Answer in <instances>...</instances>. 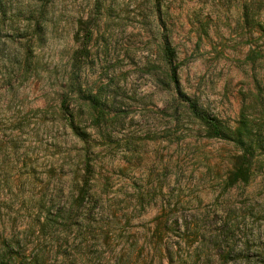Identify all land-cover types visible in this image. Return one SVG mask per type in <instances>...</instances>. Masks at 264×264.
I'll return each mask as SVG.
<instances>
[{
  "label": "rangeland",
  "instance_id": "rangeland-1",
  "mask_svg": "<svg viewBox=\"0 0 264 264\" xmlns=\"http://www.w3.org/2000/svg\"><path fill=\"white\" fill-rule=\"evenodd\" d=\"M167 43L185 94L253 120L249 184L223 189L240 149L191 114ZM87 162L100 215L58 229L60 259L264 264V0H0V238L39 199L69 201Z\"/></svg>",
  "mask_w": 264,
  "mask_h": 264
},
{
  "label": "trees",
  "instance_id": "trees-1",
  "mask_svg": "<svg viewBox=\"0 0 264 264\" xmlns=\"http://www.w3.org/2000/svg\"><path fill=\"white\" fill-rule=\"evenodd\" d=\"M91 38V29H87L81 39V45L74 53L72 68L76 75L75 81L88 56V43ZM164 49L167 63L170 66L171 80L191 114L204 126L207 137L232 141L240 149V153L235 156L232 171L224 180L223 189L229 190L239 184H249L253 178V161L257 150L255 142L257 132L250 115L244 110L239 125L232 129L217 116L203 110L197 100L181 90L178 64L174 60V49L169 43L165 45ZM259 54L261 53L258 49H252L247 59L255 62ZM72 84L74 85V82ZM67 98L68 95L62 101L64 106ZM93 172V165L87 162L84 173L77 181L76 193L69 201H59L57 205H52L44 198L39 199V210L36 212L27 211L22 216L23 220L20 223H18V219H15L12 225L8 224V235H3L0 238V264H52V262L56 263V260L60 264H66L69 259H60L55 255L56 251L53 249L52 240L61 226L66 231H72L74 228L82 229L81 219L91 222L100 215L98 206L100 199L93 189ZM5 185L9 186L10 181L6 180ZM79 233L81 234V231ZM105 244H109V241L106 240ZM226 253L230 254L229 251ZM226 260L225 257L224 262ZM69 261L70 264H78L77 258H74L73 262ZM182 262L187 264L188 261L184 258ZM107 264L122 263L109 260Z\"/></svg>",
  "mask_w": 264,
  "mask_h": 264
}]
</instances>
